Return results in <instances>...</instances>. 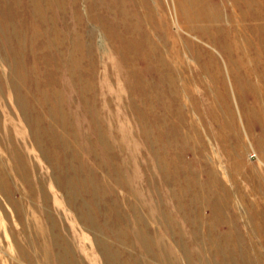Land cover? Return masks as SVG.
<instances>
[{
  "label": "rangeland",
  "instance_id": "rangeland-1",
  "mask_svg": "<svg viewBox=\"0 0 264 264\" xmlns=\"http://www.w3.org/2000/svg\"><path fill=\"white\" fill-rule=\"evenodd\" d=\"M0 264H264V0H0Z\"/></svg>",
  "mask_w": 264,
  "mask_h": 264
}]
</instances>
